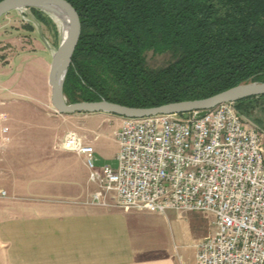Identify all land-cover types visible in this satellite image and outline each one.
<instances>
[{
	"label": "crops",
	"instance_id": "1",
	"mask_svg": "<svg viewBox=\"0 0 264 264\" xmlns=\"http://www.w3.org/2000/svg\"><path fill=\"white\" fill-rule=\"evenodd\" d=\"M8 66L0 65V107L11 91L5 84ZM47 73L49 67L44 111L22 114L16 125L0 112V190L6 192L0 198V264H195L197 245L211 233L207 224L185 245L171 225L180 224L185 213L123 210L112 206V194L101 193L108 206L91 203L98 186L89 181L83 158L59 143L75 132L93 147L97 167H115L123 117L58 114L50 103ZM96 119L100 122L90 128ZM106 124L108 133L100 130ZM187 213L212 226L211 215Z\"/></svg>",
	"mask_w": 264,
	"mask_h": 264
},
{
	"label": "trees",
	"instance_id": "2",
	"mask_svg": "<svg viewBox=\"0 0 264 264\" xmlns=\"http://www.w3.org/2000/svg\"><path fill=\"white\" fill-rule=\"evenodd\" d=\"M65 1L80 21L63 86L69 103L149 108L264 82V0ZM149 52L166 56L164 65L148 66ZM258 98L234 105L252 117Z\"/></svg>",
	"mask_w": 264,
	"mask_h": 264
},
{
	"label": "built area",
	"instance_id": "3",
	"mask_svg": "<svg viewBox=\"0 0 264 264\" xmlns=\"http://www.w3.org/2000/svg\"><path fill=\"white\" fill-rule=\"evenodd\" d=\"M177 116L123 118L115 167H97L93 147L75 132L59 146L83 158L99 188L92 204L108 206L102 193L123 210L211 215L215 232L197 245L195 264H264L262 133L234 103Z\"/></svg>",
	"mask_w": 264,
	"mask_h": 264
},
{
	"label": "rangeland",
	"instance_id": "4",
	"mask_svg": "<svg viewBox=\"0 0 264 264\" xmlns=\"http://www.w3.org/2000/svg\"><path fill=\"white\" fill-rule=\"evenodd\" d=\"M36 10L42 13L46 23L36 20L30 9L13 11L0 18V65H9L5 68L4 75L7 77L5 84L11 90L4 98L7 103L0 107V112L5 113L15 125L17 123L14 120H18L20 115L45 110L43 90L47 85L46 67L50 66L51 55L62 37L57 21L44 11ZM166 60V56H156L150 52L146 55L147 65L151 68L164 65ZM249 106L253 108L252 117H241L262 133L261 148L264 158V100L258 98L249 102ZM177 118L180 120L184 116L178 115ZM98 122L100 120H94L89 127L95 128ZM58 129L62 131L64 127ZM100 130L108 133L112 129L106 124ZM103 141L108 142L107 139ZM110 152L111 149L106 147L104 153ZM184 216L180 224L171 223L176 231L175 236L182 237L183 244L190 245L206 224L210 235L214 234L215 229L209 222H204V225L195 222L198 219L195 213H185Z\"/></svg>",
	"mask_w": 264,
	"mask_h": 264
},
{
	"label": "water",
	"instance_id": "5",
	"mask_svg": "<svg viewBox=\"0 0 264 264\" xmlns=\"http://www.w3.org/2000/svg\"><path fill=\"white\" fill-rule=\"evenodd\" d=\"M59 11L67 21L65 33L58 47L51 55L48 73L50 85V103L58 114L106 113L123 118H143L156 115H184L194 113L195 117L204 116L208 110L223 103L238 101L264 95V82H247L212 95L204 99L167 103L157 107H129L100 100L96 102L69 103L63 92V86L72 56L80 36V21L75 9L65 0H1L0 18L22 9ZM48 14V13H47Z\"/></svg>",
	"mask_w": 264,
	"mask_h": 264
},
{
	"label": "bare ground",
	"instance_id": "6",
	"mask_svg": "<svg viewBox=\"0 0 264 264\" xmlns=\"http://www.w3.org/2000/svg\"><path fill=\"white\" fill-rule=\"evenodd\" d=\"M47 13H48V15H51L57 21V23L60 26L59 28L61 29V33L63 35L65 33L66 27H67L66 18L57 10L47 11Z\"/></svg>",
	"mask_w": 264,
	"mask_h": 264
}]
</instances>
